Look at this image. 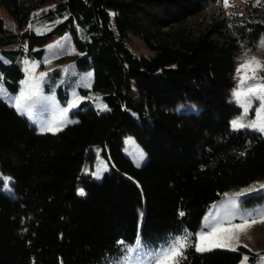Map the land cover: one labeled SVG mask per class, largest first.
Here are the masks:
<instances>
[{
    "label": "trees",
    "instance_id": "16d2710c",
    "mask_svg": "<svg viewBox=\"0 0 264 264\" xmlns=\"http://www.w3.org/2000/svg\"><path fill=\"white\" fill-rule=\"evenodd\" d=\"M47 1L0 0L20 29L0 18V44L20 46L4 53L41 57L36 46L70 33L76 67L94 72L108 109L84 102L76 121L40 132L0 98V171L15 190H0V264H158L183 237L179 264H238L248 248L198 251L197 230L226 190L264 178V135L231 127L242 108L228 98L237 53L264 34V0L230 17L212 11L218 0H52L36 17ZM35 18L57 23L38 33L28 27ZM129 34L154 54H135ZM0 67L17 91L21 63L0 57ZM181 101L201 108L179 111ZM129 135L146 153L140 166L124 152ZM95 146L112 164L100 180L83 172Z\"/></svg>",
    "mask_w": 264,
    "mask_h": 264
},
{
    "label": "rangeland",
    "instance_id": "374dc122",
    "mask_svg": "<svg viewBox=\"0 0 264 264\" xmlns=\"http://www.w3.org/2000/svg\"><path fill=\"white\" fill-rule=\"evenodd\" d=\"M258 0H227L228 7H225V0H218L211 8L212 11H222L226 17L232 13L241 14L246 10L248 4H256ZM56 1L49 0L35 12V16L43 15L49 8L54 7ZM0 18L3 19L5 27L11 32H19L20 29L16 20L3 8L0 7ZM57 22L43 23L34 19L29 23V28L38 33L49 30ZM1 38V33H0ZM128 47L137 55L151 56L153 51L145 42L133 35L127 37ZM0 57L6 63H12L13 60L20 62L23 67V78L17 91L10 90L5 82V73L0 67V98L15 108L19 113L25 115L40 132H57L69 123L77 120L72 116V111L81 107L86 102L93 105L99 111L108 109L104 101V94L99 88H94V72L92 70L80 71L76 67L74 54L77 53L72 35L70 33L64 36H55L43 46H36L34 49L42 47L43 54L41 57L27 54L28 49L24 47L25 53L13 59L7 57L4 50L17 49L18 44H0ZM255 60L264 63V34L260 38L255 48H245L236 55V63L232 78L234 86L229 91L228 98L231 101L240 103L234 98V93L242 83L245 88L248 85L256 83V80H264V67H260L254 73L248 71V65ZM245 64V69H241V64ZM254 66V65H253ZM41 74H46L41 76ZM131 95L136 98L144 96L137 83L130 82ZM31 96V99L24 100L20 94ZM250 103L247 115L242 108L241 114L231 120H242L247 124L256 120V112L260 108L261 101L256 97L249 98ZM20 104V107H17ZM106 106V107H105ZM84 107V106H83ZM201 104L196 102L181 101L177 104L176 109L179 111H198ZM51 128V131L47 130ZM233 128V127H232ZM253 129L261 132L258 128L241 127ZM234 129V128H233ZM240 129V128H238ZM97 157L93 163L83 167V172L91 173L96 180H100L103 174L112 170V164L102 154L101 147L95 146ZM124 152L129 156L137 166H140L145 158L146 153L136 142L132 135L125 139ZM95 173H99L97 176ZM12 178L0 171V190L8 194L15 192ZM264 178L254 180L246 185L234 187L224 192L222 197L213 201L205 211L199 228L197 230L196 247H207L210 249L221 248L215 247L216 243H226L225 249H238L240 246H247L250 251L245 252L238 264H264V222H260L261 214H264V196L263 200L247 205L243 203L244 198L256 194H264ZM83 189L78 187V193ZM84 191V189H83ZM243 193L242 195H235ZM256 223H252V220ZM247 222L243 228L237 227ZM213 226H219L227 229L226 233H216L215 235L201 241L199 235L202 231L210 230ZM224 236H230L231 239L225 240ZM254 255V258H251ZM244 257H247L245 260Z\"/></svg>",
    "mask_w": 264,
    "mask_h": 264
},
{
    "label": "snow or ice",
    "instance_id": "6c2138e0",
    "mask_svg": "<svg viewBox=\"0 0 264 264\" xmlns=\"http://www.w3.org/2000/svg\"><path fill=\"white\" fill-rule=\"evenodd\" d=\"M227 0H225V7H228ZM254 65V66H253ZM260 67H264V63L255 60L253 58V61L251 64L248 65V71L254 73L256 70H258ZM245 69V64H241V69H238V72ZM46 74H41V76ZM243 77L241 78L242 83L239 86L238 90L233 94L234 98L238 103L241 104V107L244 108V114L247 115L248 107L250 97H256L261 101L260 108L256 112V120L251 121L247 124L243 123L242 120H234L232 121V127L234 129H238L241 127H252V128H258L260 131H264V80H256L255 84L248 85L247 88L243 85ZM21 98L24 100L31 99V96H25V94L22 92L20 94ZM20 104H17V107H20ZM106 107V106H105ZM51 131V128L47 129ZM97 176H99V173H95ZM261 187H264V185H261ZM80 194L84 195L83 189L80 190ZM243 193H237L235 195H242ZM180 215H183V213H180ZM257 221L254 219L252 220V223H256ZM260 222H264V214H261L260 216ZM247 222L241 225H237V227L243 228L245 227ZM226 233L227 229H224L219 226H213L210 230L202 231L199 235V239L201 241H204L205 239L215 235L216 233ZM225 240L231 239L230 236H224ZM187 237H183L179 240H176L175 244L171 246L167 251L163 252L162 255L158 258V264H179V259L182 258L183 255V249L187 247ZM215 247H227L228 245L226 243H216L214 245ZM244 247H247L246 245ZM198 251H210V248L207 247H197ZM235 251V249H232ZM246 260L247 257H244Z\"/></svg>",
    "mask_w": 264,
    "mask_h": 264
}]
</instances>
